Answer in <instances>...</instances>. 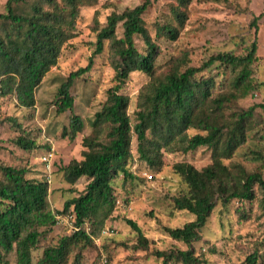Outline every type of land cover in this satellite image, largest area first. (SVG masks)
I'll use <instances>...</instances> for the list:
<instances>
[{
  "label": "trees",
  "instance_id": "obj_1",
  "mask_svg": "<svg viewBox=\"0 0 264 264\" xmlns=\"http://www.w3.org/2000/svg\"><path fill=\"white\" fill-rule=\"evenodd\" d=\"M187 1L180 0L181 6L185 7ZM97 2L7 0L5 12L0 13V98L13 96L19 106L34 107L37 88L56 66L63 46L74 37L80 9L93 7ZM149 5V0H145L121 13L110 14L97 33L88 64L70 72L57 88L55 114L70 113L68 129H62L61 137L73 141L82 132L83 121L73 113L75 104L70 89L91 71L93 57L102 52L105 41L109 42L117 84L106 91V100L91 122L90 135L82 137V160H72L62 168L64 180L70 185L87 179L83 192L66 200L61 211L52 212L48 206L47 181L26 178L25 169L0 166V264H11V256L14 264H32L33 250L40 238L56 227L54 216L59 213H72L80 229L47 246L39 264H66L72 247L91 244L90 236L103 227L117 201L112 181L119 175L123 180L135 178L127 169L133 135L138 158L154 172H160L165 153L184 155L198 148L211 153V163L201 170L184 162L173 166L187 188L172 198L173 208L194 217L180 228H164L175 242L190 246L199 241L217 201L222 205L232 200L252 201L256 186L264 192L261 173L248 172L237 163H223L244 143L246 130L251 128L245 120L247 114H235L231 107L264 87V82L252 80L257 61L256 42L243 55L218 53L197 67L190 66L189 59L183 56L165 74L154 75L158 47L142 19ZM173 17L179 27L187 18L185 11L179 9L173 11ZM260 17L250 21L255 32ZM118 25L122 29L121 38L116 37ZM158 30L171 41L178 37L176 26L170 23L159 24ZM227 71L232 76L224 84ZM132 72L151 77L137 97L133 124L128 115L130 100L119 92ZM220 75L223 85L216 91ZM259 107L264 112V103ZM8 121L14 122L12 118ZM190 130L196 132L190 135ZM14 144L29 152L37 148L35 141L27 137L16 138ZM259 158L264 163V154ZM126 224L137 234L139 246L146 248L148 241L136 224L130 220ZM84 225L92 228L89 234ZM153 254L162 264H205L189 248ZM246 263L264 264V258L260 260L253 253Z\"/></svg>",
  "mask_w": 264,
  "mask_h": 264
},
{
  "label": "rangeland",
  "instance_id": "obj_2",
  "mask_svg": "<svg viewBox=\"0 0 264 264\" xmlns=\"http://www.w3.org/2000/svg\"><path fill=\"white\" fill-rule=\"evenodd\" d=\"M144 1L98 0L93 7L81 8L74 37L63 46L56 66L50 69L37 88L35 106L21 107L13 96L0 98V166L25 169L26 178L47 181L48 206L52 212L61 211L64 202L81 194L88 182L81 178L73 185L68 184L62 168L72 160H82V137L90 135L91 122L106 100V91L117 84L109 42L105 41L102 52L93 57L91 71L75 81L70 89L75 104L73 113L83 121V130L73 141L61 137L62 129H68L70 113L55 114L53 103L57 88L70 72L88 64L95 49L97 33L105 26L109 15L121 13L125 8H133ZM6 2L0 0V13L5 12ZM187 2L182 7L180 0H149L150 5L142 19L152 42L158 47L154 75L165 74L183 56L189 59L190 66L197 67L203 60L218 53L243 55L255 41L258 51L252 80L264 82V0ZM175 9L186 13L187 18L180 27L173 17ZM260 15L255 32L250 21ZM165 23L176 26V40L171 41L159 32L158 25ZM116 37H122L120 25ZM231 76L227 71L223 76L224 84ZM150 78L144 73L132 72L120 87L119 92L130 100L128 115L131 124L134 123L137 97ZM220 80L221 75L216 79V91L223 85ZM261 103H264V87L231 107L230 111L235 114H247L245 120L251 128L246 130L244 143L223 163L240 164L248 172L261 173L264 179V163L259 158L264 154V112L259 107ZM10 118L14 122H9ZM195 132L190 130L189 134ZM18 137L35 141L37 148L30 152L17 148L14 141ZM131 150L127 169L135 178L123 180V176L119 175L112 181L117 201L111 216L103 224L114 227L115 234L102 237L101 227L91 236V244L72 247L66 264H98L102 255L107 259L106 264H162L161 259L154 256L155 251L188 248L205 264H247V257L253 253H257L260 260L264 258V192L257 186L252 201L232 200L226 205L217 201L200 232L199 241L187 246L171 240L164 231V228H180L194 219L188 212L173 208L172 198L187 190L173 166L184 162L201 170L211 163L210 151L198 148L184 155L165 153L160 172H154L138 158L134 135ZM48 153L53 156L45 164L42 159ZM127 220L135 223L147 239L146 248L139 246L137 234L126 224ZM89 228L91 232L92 228ZM70 235L63 227H53L40 238L33 250L32 264H39L47 246L55 245L61 238ZM13 259L11 256V264H14Z\"/></svg>",
  "mask_w": 264,
  "mask_h": 264
},
{
  "label": "built area",
  "instance_id": "obj_3",
  "mask_svg": "<svg viewBox=\"0 0 264 264\" xmlns=\"http://www.w3.org/2000/svg\"><path fill=\"white\" fill-rule=\"evenodd\" d=\"M53 154L52 153H48L44 156V158L42 159V161L45 164H48L49 161L52 159ZM55 219V226L56 227H63L67 230L68 234H72L74 232H77L80 228L76 225L75 223V217L72 213H59V214H55L54 216ZM85 227V232L87 234L90 233V228L87 225H84ZM115 229L114 227L111 226H103L102 229L100 230V235L102 237H108V236H112L113 234H115ZM90 238H92L90 236ZM107 263V259L104 255L101 256L100 261L98 264H106Z\"/></svg>",
  "mask_w": 264,
  "mask_h": 264
}]
</instances>
